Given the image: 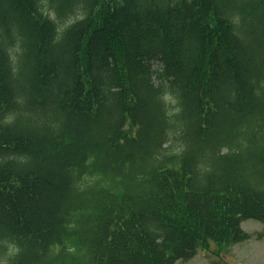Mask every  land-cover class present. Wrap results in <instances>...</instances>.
I'll return each instance as SVG.
<instances>
[{"label":"trees","instance_id":"obj_1","mask_svg":"<svg viewBox=\"0 0 264 264\" xmlns=\"http://www.w3.org/2000/svg\"><path fill=\"white\" fill-rule=\"evenodd\" d=\"M249 220L264 0H0V264H225Z\"/></svg>","mask_w":264,"mask_h":264},{"label":"rangeland","instance_id":"obj_2","mask_svg":"<svg viewBox=\"0 0 264 264\" xmlns=\"http://www.w3.org/2000/svg\"><path fill=\"white\" fill-rule=\"evenodd\" d=\"M168 102L175 107V102L171 98H168ZM242 229L251 235V240L223 252L221 260L225 264H264V226L249 220L242 223ZM211 249L216 250L214 246ZM213 261L218 259L210 256L208 252H200L195 259L184 264H214Z\"/></svg>","mask_w":264,"mask_h":264}]
</instances>
